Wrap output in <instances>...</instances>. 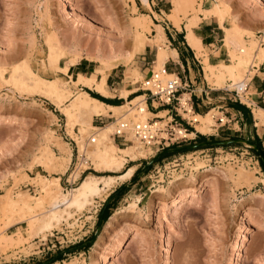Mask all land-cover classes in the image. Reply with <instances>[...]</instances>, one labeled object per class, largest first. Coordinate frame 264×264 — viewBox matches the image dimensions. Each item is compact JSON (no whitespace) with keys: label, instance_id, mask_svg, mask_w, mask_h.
I'll return each mask as SVG.
<instances>
[{"label":"rangeland","instance_id":"rangeland-1","mask_svg":"<svg viewBox=\"0 0 264 264\" xmlns=\"http://www.w3.org/2000/svg\"><path fill=\"white\" fill-rule=\"evenodd\" d=\"M154 1H156L152 7L154 12L149 14V17L147 14L150 10L145 11L141 2L136 8L130 0H0V71L4 70L0 76V116H3L0 118V195L11 190L13 196L27 193L32 197H39L41 192L38 180L54 181V178L59 179L61 192L70 194L88 175L96 177L117 175L95 171L89 154L82 158L77 154L76 161V142L80 140L84 147L91 149L92 145L87 143V139L92 133L82 138L77 126L71 130L66 128L65 118L58 108L40 96L28 93L17 80V77L23 79L22 81L26 80V73H21L23 68L21 71L18 70L17 77L13 70L24 65V70L29 69V72L46 80L60 81L65 87L77 92L79 89L73 87L67 75L63 73L66 66L67 73L75 79L77 73L90 75L96 68H100L99 56L111 60L110 63H117V57L133 52L138 33L139 36L144 35L142 38L145 48L133 56L129 66L125 67L122 62H118L117 67L109 70L107 72L109 75L106 76L107 91L114 96L108 99H118L119 104H125V100L118 98L119 91L123 88L139 87L138 82L131 84L133 79L129 74L139 73L142 76L138 80H142L148 75L151 67L156 70L153 63L157 50L151 41L157 33L152 24L163 28L166 40L163 47H166L167 52L168 46L171 48L174 45V41H171L168 35L169 32L172 33L171 29L174 26L167 20L165 14L172 8L171 1ZM195 4L196 9L199 8L206 13L208 10L211 11L213 5L219 4L224 28L227 31L236 29L241 34L240 39L246 42H239V38L234 36L233 39L239 46L248 45L250 41L254 46H258L259 43L254 39L255 32H262L264 37V0H195ZM142 16L146 17L144 23L147 25L144 24L146 25L144 30L139 29L141 27L135 28L136 25L132 24L136 18L143 21ZM244 19L257 23L258 27L255 29L257 31L241 29L239 22ZM206 21L217 27L216 23H212L213 15H209L207 20L202 19V23ZM186 24L187 21L184 19L180 26L184 28ZM214 31L215 44L218 46L222 44L221 61L231 64L233 48L229 44L223 47L222 30L217 28ZM178 37V33L173 34L174 40ZM51 38L59 42L63 53L58 61L51 60L54 64L49 61L51 58L47 45ZM239 48L247 52L245 46ZM206 52L207 49H203L202 55L207 56ZM236 54L239 55L237 52ZM95 57H98V61ZM75 58L78 59L77 63H84L81 68H76L77 64L70 67L69 62ZM198 59L201 62L202 59ZM218 64L212 66L217 67ZM22 74L25 75V79ZM200 76L207 82L201 70ZM249 78L248 76L240 78L243 80L239 79L238 82H248ZM220 84L216 80L212 84L208 83L213 89L219 87L215 92L220 95L227 94L224 96L230 100L218 98L214 102L200 104L198 108L194 105L190 112L191 115L194 113L204 115L215 108L213 123L208 133L197 132L190 119L186 123V118H183L182 127L188 132L187 135L192 133L193 135L186 136L185 140H180L177 144L189 142L190 146H195L179 151L172 150L176 148L174 145L169 146L165 148L167 152L160 153L154 160V163L155 161L163 163L170 160L171 155H176V152L209 147L203 152L205 154L203 157L198 155L194 158L191 177L187 174L181 180L168 179L173 182L164 181L161 185L160 175L162 174L163 179L166 178L170 168L162 173L161 170L158 173L153 172L150 177L145 176L151 169L153 161L149 165L147 162L154 156L150 160H139L146 154L141 155L134 150L138 160L124 163V169L136 166L126 181L114 183L106 195L94 197L92 205H87L79 211L72 210V216L60 221L59 227L45 232L44 239L40 234L31 236L33 233L28 231L26 222L8 228V218L0 217L2 238L11 236L14 232L22 233L20 236L22 241L13 234L15 241L12 245L0 249V264H264V185L260 182L264 174L257 155L251 147L242 143L197 145L203 140L242 138L258 143L264 153V142L258 141L253 134L254 129L260 134L264 133V121L260 124L252 120L253 115L251 116L246 108L249 119H245L242 114L236 123L238 116L233 112L230 103L237 102L232 100L233 93L225 90L234 87L231 86L234 83L226 78ZM82 90L95 93L89 89ZM248 92L247 90L246 94ZM136 95H142V91L136 90L135 94L127 96L128 100ZM244 99H247V96H244ZM242 103L246 107L243 101ZM155 105L156 102L153 103V107ZM130 106L133 104H128L117 118L126 117L125 113ZM153 107L150 109L153 114L166 109V106H157L155 109ZM132 108L138 112L137 106ZM5 116L12 118V121H5ZM166 116L165 113L159 117ZM105 118L103 122L108 125L111 119ZM127 118L132 121H138L139 118L140 121L139 116L137 119ZM178 119L180 120V116ZM91 123L95 127H103L95 118ZM54 138L71 152L72 157L70 156L64 172L60 163L46 166L42 160L46 147L47 150H52L55 156H59L58 150L48 143V140ZM192 141L196 143H191ZM118 147L128 149L130 146ZM196 154L197 152L194 156ZM231 168L235 172L243 171L259 180L248 187H235L225 178L226 171ZM75 171L78 176L72 177ZM192 185L193 188H197L193 201L190 202L191 199L188 197L183 204L177 206L171 204L168 199H161V194L156 192L162 189L170 197H174L180 193L189 194L192 192L189 191ZM120 187H123L121 194L109 204L111 208L108 212L110 217L113 216L112 225L106 230L103 229L110 219L106 218L107 221L101 223L95 233L99 223L98 209L108 195ZM136 197H139L137 208L126 209ZM121 210H123L121 214L115 215ZM17 239L19 241H16ZM78 244L81 245L75 247ZM72 246L75 248L62 254L59 260L49 263L57 251Z\"/></svg>","mask_w":264,"mask_h":264},{"label":"bare ground","instance_id":"bare-ground-1","mask_svg":"<svg viewBox=\"0 0 264 264\" xmlns=\"http://www.w3.org/2000/svg\"><path fill=\"white\" fill-rule=\"evenodd\" d=\"M130 1L132 2L133 6H135L133 0ZM170 1L172 8L169 9V11L165 12L167 16V20L170 21L172 26H174V28L177 29H180L182 20L185 19L187 21V24L184 27L186 32L185 38L188 44L190 45V47L198 55L197 58L202 59L200 63L203 65L202 70L204 73V78L205 80H207L208 83L212 84L216 80V82L220 84L224 81V79L229 78L234 83L231 86H236V85L238 86L240 83L244 84L245 82V81L238 82L240 78L246 76L251 78V76L254 75V73L256 72V67L264 60V45H263L264 37H262V42L258 46H254L251 41L247 43L248 45L245 44L240 45L246 47L247 52H245V49L239 48L240 46L233 39L234 36H236V38H239V42L240 41L245 42L240 39L241 34L238 31H236V29L227 31V29H225L224 26L222 25L221 23L223 21V20L221 21L222 9H220L221 7L219 6V4L213 5L214 7L212 6L211 11L208 10L206 13V11L205 12L203 10L200 11L199 8H198L199 10L195 8L196 5L195 0H170ZM140 2L143 5H145L147 9H150L147 5L146 0H140ZM209 15L214 16L215 22L217 23L219 28L224 32V38H223L224 46L229 44L233 48V52L231 54L232 55L231 64H226L221 62L218 64L217 67H215L209 64V60L207 56L202 55V50L204 48L201 46L200 39L197 36H195V34L193 33L192 28L193 27L196 28V25L200 23L202 19L207 20ZM203 16L204 18H202ZM142 18H144L143 21L140 20V18L138 19L136 18L134 22H132V24L134 23L136 25V26L134 25L135 28L141 27L139 29H143L144 26L147 25L146 23H144L146 17L142 16ZM152 26L155 28L157 33L153 37V40L151 41L153 42L154 47L157 50L154 68L159 69L164 65L166 59L168 58V52L166 47L165 48L163 47L164 42L166 41L163 28L160 25H156L154 23L152 24ZM136 32L137 31H135V36H136ZM142 36L144 35L139 36V34L137 33L133 52L131 54H126L117 57L116 59H118L117 60L118 62H122L123 65L126 67L131 62V60H133L132 58L136 53L142 52V50L145 48V43L143 41ZM51 41H49L47 45L49 51V58H51L49 61L52 64L53 61H56L58 58L63 56V53L61 51V45L59 44V42L55 41L54 38ZM236 52L239 55H237ZM95 58L96 60L98 59V57ZM99 59H100L99 61L100 68H96L92 73H90V75H82L80 73H77L76 78L73 79L67 73L68 70V68H66L67 66L63 69V73L67 75L68 81L72 84L73 87L79 89L77 92L74 91L75 93L69 88L65 87L60 81L46 80L34 73L29 72L30 71L29 69H28L29 71L24 70L25 68L24 65L22 67L20 66L21 68L14 69L13 72L16 74L17 77V73L19 74V71H21V69L23 68L21 73L25 72L27 78L24 77L25 73L22 74V77L24 79L26 78V80L24 81L27 82L22 81L23 79L18 77L17 80H19V82L23 84L24 88L28 93H31L32 95L40 96L41 98L48 101L51 105L58 108L65 118L66 128L68 127V129L71 130L74 126H77L79 129V134L81 135L82 138L86 135H89V133H92V135L90 134L89 138L93 137V142L90 143L89 140H87V143L88 144L90 143L92 145L90 146L91 149L84 147L82 141L80 140L76 142L77 152H78L77 154H79L80 158H82L85 154H89L90 156L89 158L91 159V162L94 165L95 171L97 172L106 171V172L115 173L117 175L108 176V177H96L93 175H88L80 182L78 187L74 189L70 194H64L61 192L60 186L58 184L59 182L58 178H54V181H47V180L44 181L43 179L38 180L40 186V192H41L39 197H32L27 193L13 196L11 193L12 191L8 190L4 195H0V217L2 219L8 218L9 220L7 222L8 228L10 226L22 222H26L28 224L27 225L28 228L30 229V230L28 229V231H31L30 233H33L30 234L31 236L32 235L34 236V234H40L41 237L44 239L46 235L45 232L50 231L54 227H57L60 221L66 218L68 219L70 216H72L71 213L72 210L79 211L80 209H82L87 205H92V202L95 199L94 197H102V194L106 195L108 193L107 191L114 185V183L126 181L129 178V176L133 174L136 166L133 165L128 167L127 169H124V163L127 161H135L137 159V155L136 152H134V150L137 151L138 154L141 153V155H143L142 153H145L146 156L151 153V149L142 147L134 139H132L130 143L125 145V146H130L128 149H121L112 141L109 135L110 134L109 124L108 125L104 124L102 125L103 127H95L91 123L92 117L95 115L117 118L118 114L124 111L126 109V106H128V104L129 105L133 104L134 107L137 106L138 112L136 113L135 109L132 108L133 106H130L131 108H129L125 113L127 114L126 117L122 116L123 118L132 117L137 119V117L139 116L140 121H144L146 119L162 116L163 114L166 113V112H161L157 115L152 114L150 110L146 108L142 95L136 96L135 98L129 101L127 99L128 98L127 95L129 93L134 92L135 88H123L119 91L118 94L119 98L125 100L126 103L118 106H111L104 104L103 102L90 96L86 91L82 90L83 88L89 89L102 97L113 98V96L110 95L109 92L104 90V87L106 86L107 72L117 67L116 64L118 62L110 63L109 61L111 60L107 58L103 59V57L100 58V56ZM113 60L115 62V59ZM77 61L78 59L75 58L73 61L69 62L70 67L75 66L77 64ZM2 71H0V76L3 75ZM129 75L133 79L131 83H134L142 76L139 73H132V74L130 73ZM250 78L248 80H250ZM236 81L238 83H236ZM80 87L82 89H80ZM186 97L187 94H184L181 100V104H183V107L185 109L184 110L179 109V113L183 118H186L188 120L190 119L189 121L192 124H194V129L197 132L201 134L208 133V130L213 123V113L215 112V110L211 109L204 115H198V114L191 115L190 114L191 109L188 107V105L187 106L184 105L183 100H185ZM240 98L242 99L245 105L253 104V102L250 101L248 98L244 99V95L242 94L240 95ZM252 115L254 120L258 121V123L261 124L264 121L263 120L264 109L253 107ZM0 118H3V116H0ZM4 119L7 122L12 121V118L7 116H5ZM153 120L157 121V119H153ZM67 132L69 131L67 130ZM187 133L188 132L183 133L184 137L186 136L189 137ZM48 143L53 145L58 150L59 156L58 157L55 156L53 151L47 150L48 148L46 147L44 149L43 159L41 158L44 161L43 163L46 166H53L54 163H60L62 166V172L66 171L70 161L71 152L65 149L64 146L61 145L62 142H59L57 138L48 140ZM191 174H193V171L188 173L189 176ZM197 174L199 173L197 172ZM77 176H78L77 172L76 171L73 172L72 177H77ZM225 176H226L225 178L228 181L232 182L235 185V187H239V186L248 187L252 183L258 182L257 180H259L257 179V177L249 176V174L247 175L243 171L235 172L232 168L226 171ZM184 177L185 176L183 177L177 176L174 177L173 179L175 180L178 178L179 180H181ZM167 182L172 183L173 181H167ZM260 182L264 185V178L260 179ZM196 189L197 188L196 187L193 188L192 185L191 189L189 190L192 192H190L189 194L180 193L179 196H174V197H170L162 189H159L156 192L161 194V199H168V201H170L171 204L177 206V204H183V201H185L188 197L189 199H191L190 202H192L193 197L195 196V194H197ZM138 202H139V197H136L133 201L129 203L126 209L135 210L137 208ZM158 204H160V202ZM122 212L123 210L114 213L115 215H119V213L121 214ZM112 218L113 216L110 217V219L106 223L105 227L103 228L104 230L108 229V227L112 225L113 223ZM13 234L11 236L7 235L4 238H2V236L0 235V249H2L4 246L6 247L8 245H12V243L15 241L14 237H12ZM14 235H17V237H19L18 239L22 241L20 239L21 238L20 236H22L21 232L16 233ZM18 239L16 241H19Z\"/></svg>","mask_w":264,"mask_h":264},{"label":"built area","instance_id":"built-area-1","mask_svg":"<svg viewBox=\"0 0 264 264\" xmlns=\"http://www.w3.org/2000/svg\"><path fill=\"white\" fill-rule=\"evenodd\" d=\"M254 39L261 44L262 42V32H255ZM247 39V37H244ZM138 82L139 87L135 88V91L129 93L127 96L135 94L136 90L142 91L143 101L149 103L153 107V103H157L153 108L157 106H166L165 112L167 116L164 118L154 117L151 119H146L144 121H132L128 118H115L107 117L101 115H95L92 117L95 118L101 125H104L103 118L111 119L109 122L110 125V137L112 141L118 146H125L131 142L132 139L138 142L142 147L151 149V153L147 157L139 158V160H150L153 156L161 153L168 148L169 146H175L176 148L185 147L187 143L178 145L177 142L180 140H185L184 132L186 129L182 127L183 117L179 113V109L184 110L181 100L184 94H187L185 98L184 105H188L191 109L190 104V94L193 93L190 89L189 84L185 83L180 79V77L173 73H168L166 71L165 65L161 68L153 70L152 67L149 70V73L144 79L135 81ZM133 84V83H131ZM247 82L244 84L240 83L238 86H234L230 90L233 93V101L237 103H242L240 99V94L242 93L245 97ZM252 105H247L248 110L252 116ZM180 116V120L178 119ZM157 119V121L153 120ZM220 122L221 119L219 118ZM252 120H254L252 116ZM188 123V119L185 120ZM182 132V133H181ZM90 143L93 142V137L87 139ZM209 147L199 148L196 150L186 151V152H176V155H171L172 158L162 163L154 161L151 163L152 167L147 171L145 176L150 177L153 172L161 170V173L165 169H169L170 173H167L166 178L163 179L162 174L160 175V183L168 181V179H173L177 176H186L189 172L193 171L192 164L194 158L198 155L203 157L205 154L203 152L207 151ZM197 154L194 156V154ZM77 157V152L75 159ZM138 160V159H136ZM162 160V159H161ZM77 161V159H76ZM134 162V161H129ZM125 162V164H127ZM154 163V164H153ZM139 164V163H138ZM168 172V171H167ZM153 185V183H151Z\"/></svg>","mask_w":264,"mask_h":264},{"label":"crops","instance_id":"crops-1","mask_svg":"<svg viewBox=\"0 0 264 264\" xmlns=\"http://www.w3.org/2000/svg\"><path fill=\"white\" fill-rule=\"evenodd\" d=\"M146 1H147V5L150 9H147V7L145 5L140 3V0H133L136 8H138L137 4L140 3L143 5L144 9H146L145 11L150 10V11H148L149 13L147 14L150 17L149 14L154 12L152 10V7L154 6V4H156V1H154V0H146ZM212 23H216L215 20L212 21ZM239 27L243 30H251V29L255 30L258 27V24L257 23H251L250 21L244 19V20L239 22ZM217 28H219L218 25H217V27L211 26L209 21H206L203 23L201 21L200 23H198L196 25V28L195 27L192 28V31L195 34V36H197L200 39L201 46L204 49H207L206 53L208 56L209 64H211V65H216V64L222 62L220 59V56L222 55V53L220 51V50H222V44L219 46L215 44L216 32L214 30ZM183 29H184V32H183ZM171 31H172V33L169 32L168 35H169V38L171 39V41H174V45L171 48L168 46V50H169L168 51V58L166 59L164 65H165L166 71L168 73H173V74L178 75L182 81L189 84L190 89L193 92L190 94L191 109H193L192 107L194 105L198 108L200 106V104H204V103L210 102V101L214 102L218 98H221V99L227 98L228 100H230L229 97L224 96L227 94L224 93V95L223 94L220 95L217 92H215L218 89H213V87L209 86L208 83L206 81H204L203 77L200 76V70H201V73L203 75V70H202L203 66L200 63L199 59L196 57L195 51L190 47V45L188 44V42L185 38V34H186L185 28H182L181 26H180V29L172 27ZM255 31H257V30H255ZM163 32H164V30H163ZM177 33L179 34V37L177 40H174L173 34H177ZM183 33H184V35H183ZM164 35H165V33H164ZM167 42L170 44V42L168 40H167ZM223 47H224V45H223ZM155 59H156V53H155ZM262 62H261L262 64L260 63L257 66L258 68L256 67V72L254 73L253 76H251L250 80L247 82L246 89L249 91L247 94V98L253 102V104H251V105L254 107H257V108L264 109V60ZM83 64L84 63L78 62L76 65L77 66L76 68H81V66ZM153 65H155V60H154ZM108 75L109 74H107V76ZM104 90L107 91V84L104 87ZM136 96H138V95H136ZM118 98H119V96H118ZM119 99H121V98H119ZM230 105H232V104L230 103ZM149 107L151 109L150 104L146 103V108L149 109ZM216 107H219V106L216 105ZM231 108L233 109V112L235 113V115L238 116L237 120H235L236 123H238V120L240 119L239 115H242L243 113H247V109H248L247 105H246V107L243 106L238 110L234 109L232 106H231ZM214 110H215V108H214ZM162 112H165V111H162ZM220 112L222 113V111H220ZM159 113H161V112H159ZM159 113H157V114H159ZM157 114H154V115H157ZM198 115H200V114H198ZM248 119H249V117H248ZM253 125L255 126L256 124L253 123ZM253 134L256 136L255 138L258 141L264 142V138H263L264 133L260 134V133H258L257 129H254ZM192 135H193V133L189 134V136H192ZM221 138H226V137H221ZM201 142H204V140ZM201 142H199V143H201ZM191 143H196V141H192ZM187 146H190L189 142L187 143Z\"/></svg>","mask_w":264,"mask_h":264},{"label":"trees","instance_id":"trees-1","mask_svg":"<svg viewBox=\"0 0 264 264\" xmlns=\"http://www.w3.org/2000/svg\"><path fill=\"white\" fill-rule=\"evenodd\" d=\"M88 94H90L93 98L103 102L104 104H107V105H111V106H118V105H121L122 103H118V99H108V98H105V97H102L96 93H92V92H89L87 91ZM234 109H240L241 107H243V105H241L240 103H233L231 105ZM149 110H150V107H149ZM244 114V117L245 119H248V113H243ZM258 148H260V145L258 143H255L253 142ZM168 150L165 149L164 151H162V153H165L167 152ZM253 151L255 152V154L257 155V160L259 162V165L261 167V170L264 174V163L261 161V159L259 158L258 156V153L256 150L253 149ZM123 187H120L118 189H115L114 191H112L110 193V195H108L107 199L101 204L100 208L98 209L97 211V221H101L102 223L106 222L107 219L110 217L109 215V209L111 208V206L109 205L110 202L115 199L116 197H118L120 194H121V191H122ZM107 218V219H106ZM103 223V224H104ZM81 244H78L76 245L75 247L77 246H80ZM74 246L70 247V248H66L64 250H59L57 251L55 254L52 255V257L50 258V262L49 263H53L54 261L56 260H59L61 255L68 252L70 249H73L75 248ZM39 264V263H38Z\"/></svg>","mask_w":264,"mask_h":264},{"label":"water","instance_id":"water-1","mask_svg":"<svg viewBox=\"0 0 264 264\" xmlns=\"http://www.w3.org/2000/svg\"><path fill=\"white\" fill-rule=\"evenodd\" d=\"M229 142H234V143H242V144H245L249 147H251L252 149L256 150L257 153H258V156L259 158L261 159V161L264 163V153L263 151L258 148L252 141L248 140V139H242V138H232V139H223V140H218V141H204V142H201V143H198L197 145H208V144H212V145H222V144H226V143H229ZM195 145H191V146H186V147H180V148H174L172 150L174 151H179L181 149H184V148H187V147H193ZM162 153V152H161ZM160 154V153H159ZM155 155L151 161H148L147 162V165H149L152 161L155 160V158L159 155ZM101 221H99L98 223V226H97V229L95 231V233H97V231L99 230V227L101 225Z\"/></svg>","mask_w":264,"mask_h":264}]
</instances>
